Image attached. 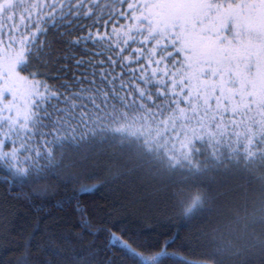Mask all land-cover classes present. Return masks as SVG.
Masks as SVG:
<instances>
[{"label": "snow or ice", "instance_id": "6c2138e0", "mask_svg": "<svg viewBox=\"0 0 264 264\" xmlns=\"http://www.w3.org/2000/svg\"><path fill=\"white\" fill-rule=\"evenodd\" d=\"M120 2L119 12L114 5L105 23L115 15L126 19L128 23L120 26L126 29L123 43L131 47V41L137 46L122 61L117 58L127 49L117 52L115 57L109 55L106 61L96 59L103 53L90 52L88 48L90 42L95 45L104 39L90 31L99 26L100 17L93 19L95 9L102 7L99 0H0V24L7 25L6 32L0 27V98L5 92L12 97L0 107V184L10 185L9 191L41 181H53L47 185L53 189H67L78 183V178L60 171L68 167L66 145L79 148L96 141L100 133H104L100 143H105L108 131L121 137L142 138L140 118L128 119L130 109L142 108L136 104L137 99L149 108L155 107L154 115L161 118L166 110H176L171 131L177 133V140L180 135L185 136L178 151L183 161L194 168L201 163L195 159L200 153L196 145L205 142L219 149V154L213 153L216 163H223V150L231 147L229 142L233 139L236 150L228 152L229 158L246 154L248 159L264 160V0ZM124 3L127 9H123ZM17 13L23 23H17ZM89 20L91 24L86 23ZM113 32L119 35L117 29ZM49 34L51 40L47 39ZM56 44L62 45L68 55L53 76L65 82L54 86L42 78L41 70L61 63L63 58L53 60ZM169 48L183 54V59L174 60ZM133 61L138 68L132 67ZM30 63L36 65L34 70L20 76V71L27 70ZM70 67L75 71L69 76ZM117 67L121 68L119 74L115 73ZM53 100L55 103H51ZM117 104L124 109L119 119L125 122L110 124L117 118ZM5 112L8 114L4 115ZM196 117L199 129L189 130L192 134L177 132L175 125L181 121L191 123L190 118ZM6 144L10 146L7 150ZM141 147L146 149L144 155L153 154L151 144ZM241 148L245 151L240 152ZM156 156L159 157L158 151ZM167 158L171 167L181 162L170 153ZM91 190L81 186L62 203L53 205L60 211L71 206L81 228L77 237L91 231L96 220L79 203V197ZM46 208L47 204L42 202L32 210L48 215L50 210L45 211ZM5 224L0 212V226ZM37 231L34 228L33 234ZM126 231L117 235L112 227L104 226L97 227L92 234H108L104 251L118 249L124 257H136L130 241L123 239ZM43 239L47 243L43 249L38 247L37 252L43 250L51 258L41 262L29 249L21 264H29L30 260L32 264H114L110 255L97 260L100 250L95 247L90 246L91 254L87 255L73 252L67 234L53 231ZM59 241L63 243L58 244ZM143 244L158 250L150 261L139 257L140 264H163L165 260L191 264L167 251V241L163 249Z\"/></svg>", "mask_w": 264, "mask_h": 264}, {"label": "trees", "instance_id": "16d2710c", "mask_svg": "<svg viewBox=\"0 0 264 264\" xmlns=\"http://www.w3.org/2000/svg\"><path fill=\"white\" fill-rule=\"evenodd\" d=\"M99 3L102 7L95 9L96 16L93 17H100L99 26L90 31L93 34L99 33L104 39L95 45L90 42L88 48L90 52L103 53L96 59L106 61L109 55L115 57L117 52L127 49L117 58L122 61L123 56H127L137 46L131 41V47L123 43L126 29L120 26L126 25L128 21L115 15L111 22L105 23L109 14L113 13L114 5L116 12H119L121 2L99 0ZM127 6L124 3L123 9H127ZM17 23L23 21L18 19ZM86 23L91 24L92 21ZM114 28L119 35L113 32ZM4 29L6 32L7 27ZM47 39H52L51 34ZM169 51L173 52L174 60L183 59V54H176L172 48ZM67 55L62 45H53V60L63 59L60 64H49L41 70L44 74L42 78L47 79L49 84L55 86L65 82L63 78L54 79L53 76L57 75L56 68L67 61ZM77 58L87 60L90 57ZM35 67L34 63H30L27 70L20 71L19 75L27 76ZM132 67L138 68L139 65L133 61ZM72 71L75 69L70 67L69 76ZM120 72L121 68L117 67L115 73ZM11 99V95L5 92L0 98V107ZM164 103L167 105V101ZM211 103L215 107V101ZM136 104L142 106L141 110L130 109L128 119L140 118L142 138L121 137L108 131L105 143H100L104 135L100 133L96 141L81 144L79 148L65 146V164L68 167L60 171L64 175L78 178V183L69 185L67 189H53L47 187L53 181H41L11 191L8 190L10 185L0 184V212L6 220V224L0 226V264H21L29 249L33 257L41 262L51 258L43 250L37 252V248L43 249L47 243L43 237L53 231L69 235L73 252L87 255L91 254L90 246L95 247L100 250L97 260L110 255L114 264H140L141 256L150 261L158 249L147 248L143 243L163 249L165 241L168 242L167 251L191 264H264V160L248 159L246 154L229 158L228 152L236 150L233 139L229 142L231 147L223 150V163H216L213 153L215 151L219 154V149L205 142L196 145L200 153L195 159L201 163L194 168L183 161L178 151L185 136L182 134L177 140V133L171 131L176 110H166L161 118L159 114L154 115L155 107L149 108L139 99ZM58 106L63 107V104ZM108 111L112 113L111 108ZM115 115L117 118L110 121V124L125 122L119 119L124 115V109L119 104L116 105ZM198 118H190L191 123L187 124L181 121L175 125L177 132L192 134L189 130L200 127L195 123ZM196 134L199 135L198 132ZM145 144H151V156L144 155L146 149L141 145ZM7 147L10 146L6 144L5 150ZM239 151L245 150L241 148ZM169 153L181 160L175 167L170 166L171 161L167 158ZM81 186L92 189L79 197V203L96 220L92 222L91 231H85L77 237L81 228L77 223L78 217L70 211L71 206L60 211L53 205L62 203L73 190L79 191ZM42 202L47 204L45 211L50 210V214L44 215L32 210ZM104 226L112 227L117 235L127 229L123 239L130 241L136 257H124L118 249L104 251L108 234H92L97 227ZM34 228L39 231L33 234ZM50 247L54 248L55 245ZM29 264H32L31 260ZM163 264H182V261L165 260Z\"/></svg>", "mask_w": 264, "mask_h": 264}, {"label": "rangeland", "instance_id": "374dc122", "mask_svg": "<svg viewBox=\"0 0 264 264\" xmlns=\"http://www.w3.org/2000/svg\"><path fill=\"white\" fill-rule=\"evenodd\" d=\"M18 19H19V13H17V21H18ZM11 23H12L11 21L8 22L9 25H11ZM0 27L6 28L7 25L0 24Z\"/></svg>", "mask_w": 264, "mask_h": 264}]
</instances>
